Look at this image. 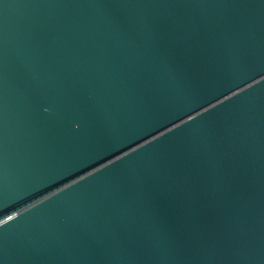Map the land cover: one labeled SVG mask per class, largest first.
Listing matches in <instances>:
<instances>
[{"label":"water","instance_id":"water-1","mask_svg":"<svg viewBox=\"0 0 264 264\" xmlns=\"http://www.w3.org/2000/svg\"><path fill=\"white\" fill-rule=\"evenodd\" d=\"M0 264H264V0H0Z\"/></svg>","mask_w":264,"mask_h":264}]
</instances>
